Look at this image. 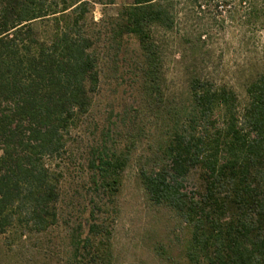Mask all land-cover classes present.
I'll list each match as a JSON object with an SVG mask.
<instances>
[{
  "label": "trees",
  "instance_id": "obj_1",
  "mask_svg": "<svg viewBox=\"0 0 264 264\" xmlns=\"http://www.w3.org/2000/svg\"><path fill=\"white\" fill-rule=\"evenodd\" d=\"M176 4H122L107 37L115 54L127 37L137 41L142 107L133 123L146 109L160 120L157 150L139 170L144 193L185 224L192 263L264 264V74L247 83L244 103L232 87L194 76L187 103L165 104L152 29L173 27ZM88 5L0 0V233L13 225L43 230L57 222L58 178L45 161L63 154L69 127L89 110L99 81V46L82 31ZM46 16L53 32L40 40L32 22ZM143 131L137 126L126 150L104 144L92 152L93 183L109 196ZM192 171L200 188H188ZM88 231L74 242L88 255L79 264H108L107 227L91 222Z\"/></svg>",
  "mask_w": 264,
  "mask_h": 264
},
{
  "label": "rangeland",
  "instance_id": "obj_2",
  "mask_svg": "<svg viewBox=\"0 0 264 264\" xmlns=\"http://www.w3.org/2000/svg\"><path fill=\"white\" fill-rule=\"evenodd\" d=\"M87 1L82 31L99 46V81L89 110L69 127L63 154L45 161L58 178L57 222L43 230L13 225L0 233V264L84 262L88 255L74 242L89 235L91 222L107 227L108 264H194L186 256L189 232L185 224L170 209L152 205L139 178L140 168L157 150L160 120L146 109L133 123L142 107L137 41L127 37L115 54L107 39L118 8L132 0ZM176 3L173 27L152 29L160 48L164 103H187L188 85L194 76L232 87L244 103L247 83L264 74V0ZM51 19L46 16L32 22L40 40L50 38ZM139 125L143 134L131 146L119 188L109 196L93 183L92 152L104 144L126 150ZM200 186L197 171H192L188 188Z\"/></svg>",
  "mask_w": 264,
  "mask_h": 264
}]
</instances>
